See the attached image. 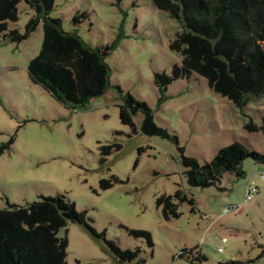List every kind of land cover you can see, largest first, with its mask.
Returning <instances> with one entry per match:
<instances>
[{
    "label": "rangeland",
    "instance_id": "1",
    "mask_svg": "<svg viewBox=\"0 0 264 264\" xmlns=\"http://www.w3.org/2000/svg\"><path fill=\"white\" fill-rule=\"evenodd\" d=\"M18 12L7 32L25 34L37 10L21 0ZM46 17L107 50L108 84L73 107L29 72L45 19L20 42L0 33V209L66 194L104 234L69 221L59 231L68 264H264V163L248 157L245 176L229 172L210 186L191 185L184 163L186 156L205 164L235 141L264 154V93L237 104L196 71L158 82L156 74L174 76L183 66L171 44L185 25L153 0H55ZM128 94L147 103L166 134L145 133L142 112L136 130L122 122ZM250 189L257 190L248 198ZM169 196L178 214L165 213ZM106 241L138 256H120ZM192 248L207 259L184 252Z\"/></svg>",
    "mask_w": 264,
    "mask_h": 264
},
{
    "label": "trees",
    "instance_id": "2",
    "mask_svg": "<svg viewBox=\"0 0 264 264\" xmlns=\"http://www.w3.org/2000/svg\"><path fill=\"white\" fill-rule=\"evenodd\" d=\"M20 1L0 0V33L6 32L11 40L20 42L36 29L41 18L45 19L42 50L29 65L32 79L73 107L84 106L91 98L103 94L108 84L107 50L101 52L87 47L79 36L60 29V19L46 17L55 0H25L37 10V15L28 24L25 34L18 29L7 32L8 21L19 19ZM153 2L185 25L171 44L173 50L182 53L183 66H176L174 76L156 74L158 82L168 84L181 74L196 71L207 78L211 88L237 104L245 103L251 95L257 97L264 93V0ZM139 112L144 115L142 130L145 133H167L153 123V112L146 102L126 95L120 106L122 122L136 130L134 118ZM102 148L104 153L109 151L106 146ZM248 157L264 163V154L250 150L239 141L222 148L212 160L202 165L195 158L185 156L188 181L195 186H210L218 184L229 172L243 177V161ZM163 199L166 201L165 213L178 214V206L171 204L172 197ZM69 221L80 224L95 238L104 236L92 227L87 212H79L66 194L0 209V264H68V239L60 237L59 231ZM135 233L151 239L146 230ZM106 242L120 256L129 259L138 256L137 252L121 250L112 241ZM187 251H196L200 260L207 259L197 248L184 252ZM144 262L145 259L140 258L136 264Z\"/></svg>",
    "mask_w": 264,
    "mask_h": 264
},
{
    "label": "built area",
    "instance_id": "3",
    "mask_svg": "<svg viewBox=\"0 0 264 264\" xmlns=\"http://www.w3.org/2000/svg\"><path fill=\"white\" fill-rule=\"evenodd\" d=\"M257 189H254L253 191L250 189L249 193H248V198H251L253 196V192H256ZM236 209V208H233ZM220 250H222V248H220Z\"/></svg>",
    "mask_w": 264,
    "mask_h": 264
}]
</instances>
